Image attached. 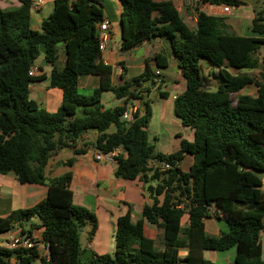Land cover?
<instances>
[{
    "label": "trees",
    "instance_id": "trees-1",
    "mask_svg": "<svg viewBox=\"0 0 264 264\" xmlns=\"http://www.w3.org/2000/svg\"><path fill=\"white\" fill-rule=\"evenodd\" d=\"M19 1L18 8H0V174L13 172L23 184L46 185L48 195L32 207L0 216V236L20 226V233L37 242L28 249L0 247V264H32L38 259L41 264H216L204 252L231 248L236 249L233 264H264V57L261 61L256 57L264 45V18H256L253 26L262 36H242L225 32L222 18L205 11L199 12L193 28L170 1L120 0L122 50L151 37H166L186 80L174 109L182 123L193 129L194 139L184 140L179 151L165 155L149 139V103L143 115L123 119L128 99L147 94L156 81L147 67L139 76L112 85V66L103 61L99 49L104 0H54V9L40 30L31 25L33 0ZM62 48L65 63L59 68ZM42 49L52 66L49 86L63 94L54 112L31 97V84L45 79L30 74ZM201 60L217 68L215 83L204 74ZM260 67L258 78L240 73ZM84 74L100 77L91 94L79 91L78 78ZM251 84L257 87L256 96L238 93ZM110 90L125 103L105 108L103 93ZM88 132L97 133L93 144L98 151L123 148L116 157L117 177L134 180L151 173L158 181L154 194L163 195L162 201L143 208V218L137 222L132 221L130 210L118 218L113 254L82 248L81 228L90 224L93 234L97 218L64 192L71 173L52 179L45 175L50 157L69 146L79 153L77 142ZM187 153L194 161L184 171L179 163ZM154 157L167 159L172 168L152 173L148 164ZM211 217L224 221L228 230L219 236L208 234L205 219ZM34 219L40 223L25 229L24 224ZM145 221L163 229V249L146 235ZM36 229L40 237L33 234ZM40 243L48 259L41 255ZM181 249L187 250L184 257Z\"/></svg>",
    "mask_w": 264,
    "mask_h": 264
},
{
    "label": "crops",
    "instance_id": "crops-1",
    "mask_svg": "<svg viewBox=\"0 0 264 264\" xmlns=\"http://www.w3.org/2000/svg\"><path fill=\"white\" fill-rule=\"evenodd\" d=\"M154 1L172 2L184 21L193 28L196 26L187 0ZM244 1L245 3L242 5H232L227 13L221 11L212 13L210 8L206 12L221 17L224 31L229 34L262 36L253 31V26L256 18H260V16L264 18V0ZM21 4L19 0H0V8L5 10L18 8ZM103 4L105 19L109 23L110 32V41L104 53L103 61L112 66V85L119 86L133 77L139 76L147 67L151 69L153 75L156 71L160 72V83L153 86L147 94L128 99L126 112L143 115L146 112V104L149 103L151 108V119L148 127L150 141L155 143L156 151L159 153L165 155L175 153L181 149L184 140L192 141L194 139V131L185 126L175 113V96L185 91L186 80L174 55L171 42L166 37L157 36L145 40L134 48L122 50L121 16L124 5L120 0H104ZM53 9L54 0H33L32 27L40 30L43 20L49 16ZM256 55V57H260L261 61V58L264 57V45L260 47ZM64 63L65 53L62 48L57 65L61 68ZM204 63L205 69H208L207 71L204 70V74L211 76L215 83L216 78L213 75L217 72V68L207 61ZM35 66L38 67L36 75H44L45 79L31 84V97L47 110L54 112L62 104L63 94L60 88L49 86L52 66L45 61L43 49L35 62ZM258 69L259 73L263 70L262 67ZM210 71L213 72L212 75L209 74ZM250 71L241 70L240 73L255 76ZM233 72L238 73V71ZM255 77L258 78V76ZM99 85L100 77L98 75L84 74L78 78V88L83 94H91ZM253 85L245 86L238 93L256 96L257 87H255L256 92L254 93ZM102 103L105 108H113L123 105L125 98H118L115 92L110 90L103 93ZM154 118L156 120L155 129L151 130ZM96 137L97 133L95 132L82 135L77 142V148L80 149L79 153H76L75 149L70 146L57 150L50 157L45 167V175L48 179H52L71 173V181L64 185V192L69 194L74 204L89 209L97 218V228L93 234L90 233V224L86 226V234L82 232V248L99 255L113 254L117 245L118 218L130 210L132 221L137 222L143 218V208L146 205H152L155 201H162L163 195L156 196L154 194V186L158 181L152 178L151 173L147 174L146 177L140 174L134 180H126L116 176V162L96 159L95 154L98 150L93 144ZM69 160H72V163H69ZM193 161V156L187 153L179 163V167L188 171ZM262 190L264 192V184ZM47 195L48 186L46 185L23 184L13 172L0 174V216H7L17 209L32 207L46 198ZM212 218L205 219V229L208 234L219 236L228 230L224 221L225 225L221 229L222 226ZM32 223L37 224L40 221L38 219L28 221L24 224V228L29 229ZM183 223H187L186 216ZM36 230L37 232L34 230L33 234L40 237L41 231ZM20 232V226H16L0 238L3 239L9 234ZM145 233L156 241L162 235L163 240V229L148 221H145ZM84 239H86L85 244L83 243ZM261 241L264 258V231L261 232ZM39 250L41 255L48 259V251L42 243H40ZM229 250H231L229 259L232 256L235 258L236 249L231 248ZM186 253V249L180 250L181 257H184Z\"/></svg>",
    "mask_w": 264,
    "mask_h": 264
},
{
    "label": "built area",
    "instance_id": "built-area-1",
    "mask_svg": "<svg viewBox=\"0 0 264 264\" xmlns=\"http://www.w3.org/2000/svg\"><path fill=\"white\" fill-rule=\"evenodd\" d=\"M187 2H188L189 10H191L192 12V18L195 22H197L198 20L199 12L201 11L206 12L208 8H210V11L212 13L215 11H221L223 13H227L229 11V8L231 7L230 5L224 3L221 4L205 3L204 0H187ZM99 40H100L99 49L103 57L107 49L108 43L110 41L109 23L106 19H104L99 24ZM37 71H38V67L34 65L30 70V74L36 75ZM159 74H160L159 71L155 72L154 80L156 81V84L154 86H157L160 83ZM148 84L149 82L144 83V86ZM123 119L131 121L134 119V116L133 114L125 112L123 115ZM122 153H123V148L119 146V147H115L112 151L109 152L98 151L95 154V157L98 160H107V161L116 162V157ZM148 167L152 169L151 171L152 173L164 172L171 169L172 164L167 159H160L158 157H154L150 159ZM36 244H37L36 240H34L31 236L22 233L9 234L7 237L3 239L0 238V247H5L8 249H17V250L28 249V248H32Z\"/></svg>",
    "mask_w": 264,
    "mask_h": 264
},
{
    "label": "rangeland",
    "instance_id": "rangeland-1",
    "mask_svg": "<svg viewBox=\"0 0 264 264\" xmlns=\"http://www.w3.org/2000/svg\"><path fill=\"white\" fill-rule=\"evenodd\" d=\"M257 56V55H256ZM259 56V55H258ZM260 58V57H259ZM263 58V57H262ZM261 58V59H262ZM201 63H202V65H203V67H204V70L205 71H207L208 69H205V63H204V60H201ZM246 71H248V70H246ZM250 71V70H249ZM211 73H213L212 71H210ZM250 73L251 74H253V75H255V76H259V69H254V70H251L250 71ZM256 86L255 85H253V92L255 93L256 92V88H255ZM155 122H156V120H155V118L153 119V121H152V126H151V130H153V129H155ZM114 130V128L112 127L111 128V131H113ZM94 133V132H93ZM94 137H95V134L93 135ZM213 220H215L216 221V223L217 224H219V225H221L222 226V228L221 229H223V226L225 225V223L222 221V220H219V219H215V218H212ZM217 220H219V221H217ZM219 222V223H218ZM263 222H264V219H263ZM224 223V224H223ZM86 226H87V224H85L82 228H81V235H82V232L84 233V234H86ZM35 232H37V230H35ZM85 242H86V239H84V241H83V243L85 244ZM156 243H157V247L159 248V249H162L163 248V240H162V235L161 236H159L158 238H157V241H156ZM231 250H226V251H205L204 252V257L205 258H207V259H210V260H212L213 262H215L216 264H233V261H234V256H232L231 257V259H229V254L231 253L230 252ZM32 264H41V261L38 259V260H36L35 262H33Z\"/></svg>",
    "mask_w": 264,
    "mask_h": 264
},
{
    "label": "water",
    "instance_id": "water-1",
    "mask_svg": "<svg viewBox=\"0 0 264 264\" xmlns=\"http://www.w3.org/2000/svg\"><path fill=\"white\" fill-rule=\"evenodd\" d=\"M121 29H122V22H121Z\"/></svg>",
    "mask_w": 264,
    "mask_h": 264
}]
</instances>
